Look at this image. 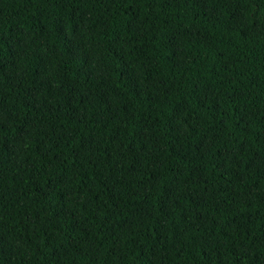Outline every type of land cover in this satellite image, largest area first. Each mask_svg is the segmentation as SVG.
Here are the masks:
<instances>
[{"label": "trees", "instance_id": "obj_1", "mask_svg": "<svg viewBox=\"0 0 264 264\" xmlns=\"http://www.w3.org/2000/svg\"><path fill=\"white\" fill-rule=\"evenodd\" d=\"M0 264H264V0H0Z\"/></svg>", "mask_w": 264, "mask_h": 264}]
</instances>
